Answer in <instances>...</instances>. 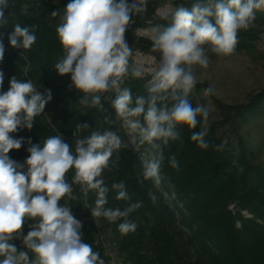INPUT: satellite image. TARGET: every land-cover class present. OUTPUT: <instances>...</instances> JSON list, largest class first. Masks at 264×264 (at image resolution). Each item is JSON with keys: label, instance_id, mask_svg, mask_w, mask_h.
<instances>
[{"label": "clouds", "instance_id": "9594fccd", "mask_svg": "<svg viewBox=\"0 0 264 264\" xmlns=\"http://www.w3.org/2000/svg\"><path fill=\"white\" fill-rule=\"evenodd\" d=\"M144 5L145 0H70L63 14L52 11L53 17L60 18L56 31L63 48L54 68L60 76L71 77L74 87L84 94L80 103L85 106L90 96L91 106L102 108L101 94L117 92L112 101L116 116L138 131L141 144L155 150L151 159L142 162L143 180L159 186L164 159L161 145L179 139L177 128H187L198 148L211 146L206 140L209 108L202 104L194 107L189 100L198 83L196 68H208L209 51L231 56L239 32L251 28L257 11L264 10V0H194L190 8L183 4L175 7L168 26L145 29L151 33L150 51L159 53L160 60L146 89L148 95L137 96L133 106L131 90L120 86L129 76L141 79L144 73L132 67L133 49L125 35ZM7 9L9 0H0V28L8 23ZM35 29V25L17 23L7 38L13 48L28 50L36 42ZM4 52L0 39V63ZM3 84L4 73L0 71V264H105L100 253L84 242L81 222L60 202L71 198L72 185L66 176L74 169L73 183L85 193H96L92 215L112 223L122 219L119 232H134L137 224L128 217L142 203H130L124 210L105 208L109 189L102 178L113 153L127 145L113 131L93 132L78 139L75 154L60 135L48 137L42 146L29 138V156L20 163L9 153L20 150L25 141L12 134L33 128L51 94L45 99L31 80L21 81L16 76L7 91ZM203 92L210 96L213 88ZM198 125L200 130L195 131ZM222 147L217 145L216 149ZM170 164L179 168L175 156ZM112 188L116 200H131L123 181L113 183ZM149 198L153 204L157 202L151 192ZM15 240H21L24 247L18 249Z\"/></svg>", "mask_w": 264, "mask_h": 264}, {"label": "trees", "instance_id": "16d2710c", "mask_svg": "<svg viewBox=\"0 0 264 264\" xmlns=\"http://www.w3.org/2000/svg\"><path fill=\"white\" fill-rule=\"evenodd\" d=\"M69 2L42 0L36 7L31 6V0H9V9L5 10L8 23L0 28L5 49L4 60L0 63V71L4 73L3 90L9 89L11 78L16 76L21 81L31 80L45 99L49 92L51 94L44 112L35 117L33 128L12 134L25 141L20 150L9 153L20 163L29 156V138L33 144L42 146L48 137L60 135L75 154L76 141L93 132L102 133L101 123L108 124L107 115L112 112L104 96H100L102 108L92 107L90 96L87 106L81 104L84 94L74 87L71 77L60 76L55 71L54 65L63 56V48L56 31L60 18L51 13L58 10L63 14ZM191 5L185 6L190 8ZM258 14L264 18V13ZM153 20L168 26L171 16ZM17 23L36 26V42L28 50L13 48L7 38ZM259 33L251 28L241 30L236 48L252 47ZM137 42L138 47L150 51V42L143 39ZM155 54L160 59V54ZM122 87L131 90L133 106L137 96L148 95L144 82L131 76ZM199 92L196 85L189 95L194 107V95ZM263 102L264 92L248 105L232 107L234 115L228 116L246 120L264 110ZM208 126L206 140L211 146L207 150L198 148L191 141V132L187 128H177L179 139L161 145L164 159L159 186L144 181L141 175L142 162L151 159L155 150L140 143L138 131H134L136 139L133 143L121 138L127 147L113 153L102 177L109 189L105 208L124 210L130 203L141 202L142 207L128 217L137 228L134 232L122 234L118 230L122 219L115 223L104 217L99 219L132 264H264V167L249 162L244 153L236 156L224 146L216 124L208 123ZM199 130L200 125L195 131ZM217 145L223 147L217 150ZM173 156L179 163L178 169L171 167ZM74 175L73 169L66 176L72 185L71 198L61 200L60 204L69 207L72 215L81 222L84 242L91 244L106 263L109 257L95 224L83 215L84 208L95 207L96 193H85L79 184L73 183ZM121 181L131 196L130 201L115 198L116 190L112 184ZM150 192L157 197L155 204L149 198ZM28 230L25 225L24 233L27 234ZM13 243L18 249L24 247L21 240Z\"/></svg>", "mask_w": 264, "mask_h": 264}, {"label": "rangeland", "instance_id": "374dc122", "mask_svg": "<svg viewBox=\"0 0 264 264\" xmlns=\"http://www.w3.org/2000/svg\"><path fill=\"white\" fill-rule=\"evenodd\" d=\"M31 1V6L38 7L42 0ZM131 2L132 0H129V3ZM193 2L194 0H145L143 11L133 16L125 38L133 49L131 65L144 73L140 80L147 87L150 86L149 81L158 68L160 59L155 53L138 47L137 40L143 39L151 43V33L145 29L161 25L153 19L169 17L175 7L181 4L190 5ZM259 12L264 13V10L257 11L256 20L251 26V29L260 32L252 47L241 50L236 48L235 52L227 57L208 52L210 59L208 68L197 67L195 70L200 92L194 97L196 105L202 104L209 108L208 123L216 124L218 136L224 146L232 150L236 156L244 153L245 159L249 162L264 167V110L256 116H249L246 120L228 116L234 115L232 107L248 105L255 96L264 92V18L259 16ZM144 15L152 18H146ZM209 86L213 88V94L205 96L203 89ZM120 87L123 89L122 85ZM116 95L115 90L101 94L112 109L107 115L108 124L101 123L102 133L113 131L123 140L133 143L136 139L135 132L130 129L127 120L116 116L112 107ZM142 156L145 157V154ZM84 209L83 215L87 221L94 222L106 249L109 259L105 264H132L110 231L103 228L99 217L92 215V209ZM245 215L249 216L248 212H245Z\"/></svg>", "mask_w": 264, "mask_h": 264}]
</instances>
